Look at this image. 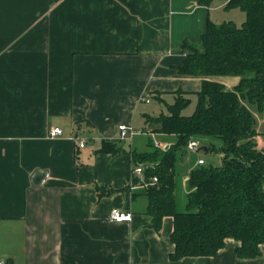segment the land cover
<instances>
[{
	"label": "crops",
	"instance_id": "obj_1",
	"mask_svg": "<svg viewBox=\"0 0 264 264\" xmlns=\"http://www.w3.org/2000/svg\"><path fill=\"white\" fill-rule=\"evenodd\" d=\"M226 0H0V261L3 264H264L227 238L213 256L172 259L173 218L159 230L133 183L128 151L144 150V116L203 79L177 72L207 21L231 20ZM148 98L146 102L142 98ZM157 101V102H156ZM131 125L132 139L119 136ZM62 133L50 137V128ZM121 146L101 152L103 140ZM84 141V145L79 143ZM127 141V143H125ZM181 158L187 173L198 158ZM131 213L112 221V208Z\"/></svg>",
	"mask_w": 264,
	"mask_h": 264
},
{
	"label": "trees",
	"instance_id": "obj_2",
	"mask_svg": "<svg viewBox=\"0 0 264 264\" xmlns=\"http://www.w3.org/2000/svg\"><path fill=\"white\" fill-rule=\"evenodd\" d=\"M225 8L241 9L245 19L240 24L208 20L199 42L183 46L185 57L176 69L182 75L238 76V83L228 89L203 79L190 114L182 113L190 94L173 92L165 111L144 116L143 128L169 146L157 145L149 136L146 149L128 151L133 168L144 166L142 178L132 175L133 183L143 186L135 195L145 196L150 225L159 230L165 216L173 218L172 259L213 256L227 238L239 242L236 252L243 258L258 256L264 244V145L256 140H264V0H226ZM191 139L201 141L202 151L219 154L221 161L204 157V163L188 171L183 189L185 170L179 163ZM98 150L115 153L121 146L105 139ZM152 177L156 182L151 183Z\"/></svg>",
	"mask_w": 264,
	"mask_h": 264
},
{
	"label": "built area",
	"instance_id": "obj_3",
	"mask_svg": "<svg viewBox=\"0 0 264 264\" xmlns=\"http://www.w3.org/2000/svg\"><path fill=\"white\" fill-rule=\"evenodd\" d=\"M142 100L148 102L149 99L148 98H142ZM62 133V129L59 127H53L50 128L48 135L50 137H55L57 135H60ZM135 130L131 125L128 124H121L119 126V136L123 139H132L133 135L135 134ZM157 145H162L161 143H158L157 141H155ZM80 146L84 145V141H81L79 143ZM199 141L197 139H191L188 141L186 149L187 151H196L200 148L199 146ZM204 163V159L202 157L197 159L196 164H202ZM144 166L142 164H138L136 165L133 169H132V173L134 172L136 175L140 176L141 178L143 177L144 171H143ZM157 178L156 177H152L151 178V183L156 182ZM109 218L112 221L118 222V221H123V220H129L131 218V213L124 211L120 208H112L109 214ZM0 264H3V261H0Z\"/></svg>",
	"mask_w": 264,
	"mask_h": 264
},
{
	"label": "rangeland",
	"instance_id": "obj_4",
	"mask_svg": "<svg viewBox=\"0 0 264 264\" xmlns=\"http://www.w3.org/2000/svg\"><path fill=\"white\" fill-rule=\"evenodd\" d=\"M230 14L232 16V17H230L231 21H234L236 24H240L245 19L244 11H242L239 8H235V10L233 12H231ZM194 107H195V100H192L182 110V113L183 114H190L193 111ZM162 109H163L162 111L166 110L165 107H163ZM257 117H258V129L261 130L262 119L259 115ZM256 140H257L258 146L264 145V140L262 138H260L259 136L256 138ZM125 143H127V141H125ZM199 144H200L199 146L202 147L201 141H199ZM197 156H204L206 159H208V161H211L212 163H215V164H217L221 161L219 154L214 153V152H205V151H202V149H200V148L196 151H186L184 153V158L186 157L189 161H191L192 159H195ZM182 205H183V201H180V207H182Z\"/></svg>",
	"mask_w": 264,
	"mask_h": 264
},
{
	"label": "water",
	"instance_id": "obj_5",
	"mask_svg": "<svg viewBox=\"0 0 264 264\" xmlns=\"http://www.w3.org/2000/svg\"><path fill=\"white\" fill-rule=\"evenodd\" d=\"M168 146L166 145L165 148H167ZM204 150H206V147H202Z\"/></svg>",
	"mask_w": 264,
	"mask_h": 264
}]
</instances>
